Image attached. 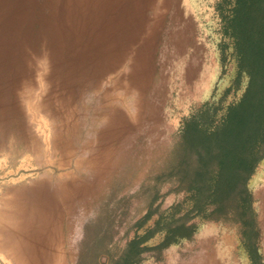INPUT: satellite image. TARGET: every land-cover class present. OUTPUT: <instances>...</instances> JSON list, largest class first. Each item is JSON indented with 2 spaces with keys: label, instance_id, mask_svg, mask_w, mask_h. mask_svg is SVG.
Instances as JSON below:
<instances>
[{
  "label": "rangeland",
  "instance_id": "obj_1",
  "mask_svg": "<svg viewBox=\"0 0 264 264\" xmlns=\"http://www.w3.org/2000/svg\"><path fill=\"white\" fill-rule=\"evenodd\" d=\"M210 3L0 0V264H109L149 206L187 212L154 178L182 118L234 74L219 80ZM248 187L264 264V160ZM189 222L191 239L158 250L156 234L138 264H252L238 226Z\"/></svg>",
  "mask_w": 264,
  "mask_h": 264
},
{
  "label": "trees",
  "instance_id": "obj_2",
  "mask_svg": "<svg viewBox=\"0 0 264 264\" xmlns=\"http://www.w3.org/2000/svg\"><path fill=\"white\" fill-rule=\"evenodd\" d=\"M210 6L216 18L219 80L231 61L234 74L221 93L215 86L182 118L168 159L154 178L173 182L190 199V207L175 217V212L165 215L149 206L135 222L133 237L109 264H138L152 248L147 241L159 233L158 250L191 239L196 231L189 222L192 215L238 226L248 237L252 264H260L248 182L264 160V0H212ZM152 191L155 200L158 194L154 187Z\"/></svg>",
  "mask_w": 264,
  "mask_h": 264
}]
</instances>
